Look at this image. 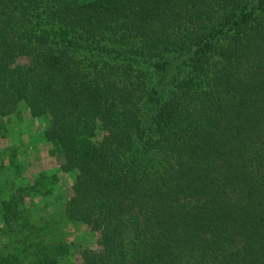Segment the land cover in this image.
<instances>
[{
    "label": "trees",
    "instance_id": "1",
    "mask_svg": "<svg viewBox=\"0 0 264 264\" xmlns=\"http://www.w3.org/2000/svg\"><path fill=\"white\" fill-rule=\"evenodd\" d=\"M22 104L97 236L78 264H264V0H0V117ZM15 183L1 231L45 236Z\"/></svg>",
    "mask_w": 264,
    "mask_h": 264
},
{
    "label": "rangeland",
    "instance_id": "2",
    "mask_svg": "<svg viewBox=\"0 0 264 264\" xmlns=\"http://www.w3.org/2000/svg\"><path fill=\"white\" fill-rule=\"evenodd\" d=\"M48 126L49 119H34L24 104L13 116L0 117V193L15 192L3 186L6 180L27 185L26 191L31 196L25 199L26 214L31 216V221L46 225L50 230L45 236L37 232L28 237V231L24 236L15 233L16 236L1 231L0 222V253H19L33 259L39 241L43 240L58 246L65 264H78L83 250L95 249L97 236L84 224L64 223L59 219L73 178L59 170L62 157L54 152L52 144L40 140ZM37 179L45 180L42 185L45 190L38 195L30 189L37 184ZM58 224L62 228L51 231Z\"/></svg>",
    "mask_w": 264,
    "mask_h": 264
}]
</instances>
